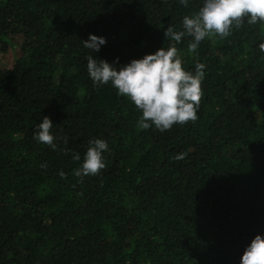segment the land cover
<instances>
[{"label":"trees","instance_id":"obj_1","mask_svg":"<svg viewBox=\"0 0 264 264\" xmlns=\"http://www.w3.org/2000/svg\"><path fill=\"white\" fill-rule=\"evenodd\" d=\"M202 4L0 0V264H240L264 236V24L195 54L176 44L185 70L205 65L203 96L196 122L163 133L87 72L89 55L119 69L167 48L165 29ZM44 116L57 150L33 139ZM92 138L106 167L81 179Z\"/></svg>","mask_w":264,"mask_h":264},{"label":"clouds","instance_id":"obj_2","mask_svg":"<svg viewBox=\"0 0 264 264\" xmlns=\"http://www.w3.org/2000/svg\"><path fill=\"white\" fill-rule=\"evenodd\" d=\"M179 3L187 7L188 0H179ZM245 22L249 25L264 24V0H203L197 12L183 17L181 30L171 25L165 29V39L175 42L167 48L162 47L141 59H133L119 69L106 60L89 55L86 57L87 72L94 87L111 84L118 96L126 97L136 107L141 114L137 121L139 129L154 126L163 133L174 125L196 122L203 96L201 84L205 77V65L197 62L194 71L185 70L176 44L185 37L190 38L187 51L195 54L206 38L218 36L224 39L232 34L233 28H240ZM82 43L94 53L100 51L106 39L89 34V39ZM258 47L264 53V42ZM52 128V120L44 116L33 133V139L57 150V137L52 134ZM63 140L66 144L67 138ZM107 150L108 144L104 139H90L83 162L74 170V175L81 179L99 175L106 167L103 153ZM64 151L67 154V149ZM186 155L180 153L175 159H184ZM80 159L78 153L73 154V160ZM240 264H264V236L257 234L251 240L240 258Z\"/></svg>","mask_w":264,"mask_h":264},{"label":"rangeland","instance_id":"obj_3","mask_svg":"<svg viewBox=\"0 0 264 264\" xmlns=\"http://www.w3.org/2000/svg\"><path fill=\"white\" fill-rule=\"evenodd\" d=\"M15 53H16V57H18L19 54H18V51L17 50H15Z\"/></svg>","mask_w":264,"mask_h":264}]
</instances>
